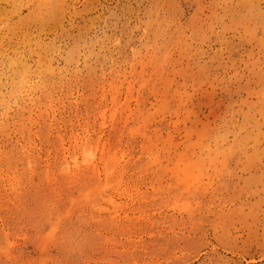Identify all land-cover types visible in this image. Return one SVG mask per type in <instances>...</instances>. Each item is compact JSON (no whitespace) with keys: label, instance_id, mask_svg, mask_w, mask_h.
<instances>
[{"label":"rangeland","instance_id":"obj_1","mask_svg":"<svg viewBox=\"0 0 264 264\" xmlns=\"http://www.w3.org/2000/svg\"><path fill=\"white\" fill-rule=\"evenodd\" d=\"M0 174V264H264V0H0Z\"/></svg>","mask_w":264,"mask_h":264},{"label":"bare ground","instance_id":"obj_2","mask_svg":"<svg viewBox=\"0 0 264 264\" xmlns=\"http://www.w3.org/2000/svg\"><path fill=\"white\" fill-rule=\"evenodd\" d=\"M101 24V23H100ZM34 33V32H33ZM111 44V43H110ZM8 46V45H7ZM37 61V60H36ZM66 65V64H65ZM72 65H70L71 67ZM67 67V66H66ZM19 78V77H18ZM3 79V78H2ZM24 96V95H23ZM34 96V95H33ZM32 99V98H31ZM11 101V100H10ZM20 101V100H19ZM36 105V104H35ZM90 106V105H89ZM4 108V107H3ZM88 110V109H87ZM83 111V110H82ZM79 112V111H78ZM96 115V114H95ZM96 117V116H95ZM99 132V131H98ZM98 134V133H97ZM118 135V134H117ZM95 135H93L94 138ZM90 139V138H89ZM103 139V138H102ZM84 140V139H83ZM82 140V141H83ZM106 140V139H104ZM65 141V140H64ZM79 141V140H78ZM77 141V142H78ZM96 141V140H95ZM111 141V140H110ZM113 141V140H112ZM13 142V141H12ZM73 142V141H72ZM71 142V143H72ZM118 143L117 141H115ZM92 143V142H91ZM90 143V140H87V142L82 143L79 145V153L78 150L75 152L77 154L82 155L83 162L85 164L84 167H81V163L78 162V159L81 157L80 155H76L74 158L75 160V166L71 171H68V176H70V184L77 189V192L79 195L77 197H71L70 200L73 204V206H76L77 208H87L92 207L95 208L97 205V202L100 201V198L103 197L102 193L105 189H107L109 186H113V183L116 181V178L121 171L117 169L118 163L120 162L118 156V151H113L107 148V145L102 148H99L100 150V156H98V145L93 146ZM111 144V143H110ZM115 144V143H113ZM10 145V144H9ZM19 145V144H18ZM101 145V144H100ZM123 145V144H122ZM111 146V145H110ZM55 147V146H54ZM101 147V146H100ZM110 148V147H109ZM121 148V147H120ZM36 149V148H35ZM76 149V148H75ZM35 153V152H34ZM72 153V152H71ZM128 155V154H127ZM131 157V156H130ZM100 159L103 162V168L100 169L97 164H95L96 159ZM58 159V158H57ZM46 160V159H45ZM32 162V161H31ZM41 163V162H40ZM130 163V162H129ZM17 164V163H16ZM101 164V163H100ZM38 165V164H37ZM53 165V164H52ZM56 165V164H55ZM132 165V164H131ZM135 165V164H134ZM43 166V165H42ZM100 166V165H99ZM130 166V164H129ZM71 167V165H70ZM32 168V167H31ZM40 168V167H39ZM68 167L65 168V170H62V174L66 172ZM37 169V168H36ZM38 170V169H37ZM134 170V169H133ZM11 172V171H10ZM133 172V171H132ZM138 172V171H137ZM13 173V172H12ZM128 173V172H127ZM134 173V172H133ZM44 174V173H43ZM104 174L106 176V182L103 184L99 183V177L100 175ZM135 174V173H134ZM1 175V174H0ZM59 175V174H58ZM129 175V174H128ZM16 176V175H15ZM132 176V174H131ZM101 178V177H100ZM129 178V177H128ZM123 180V179H122ZM128 180V179H127ZM25 181V180H24ZM57 181V180H56ZM129 181V180H128ZM136 181V179H135ZM34 182V180H33ZM32 182V183H33ZM2 183V182H1ZM5 183V182H4ZM122 183V182H121ZM130 183H132L130 181ZM22 184V178L20 176H17L15 179V182L12 183V189H18V187H21ZM125 185V184H123ZM133 185V184H132ZM4 186V185H3ZM129 187V186H127ZM121 188V187H120ZM1 189V188H0ZM45 189V188H44ZM73 189V188H72ZM136 189V188H135ZM1 192V191H0ZM73 192V191H72ZM117 192V191H116ZM115 192V193H116ZM51 194V193H50ZM72 194V193H71ZM121 194V193H120ZM148 194V193H146ZM1 195V194H0ZM10 196V195H9ZM116 196V195H115ZM146 196V195H145ZM149 196V195H148ZM7 197V196H6ZM30 198V197H29ZM134 198V197H133ZM144 198V197H143ZM65 199V198H64ZM2 201V200H1ZM112 201V200H111ZM150 202V201H149ZM118 203V202H117ZM121 203V202H120ZM135 203V202H134ZM140 203V202H139ZM151 203V202H150ZM149 203V204H150ZM129 204V203H128ZM136 204V203H135ZM148 204V205H149ZM157 204V203H156ZM109 205V204H108ZM143 205V204H142ZM141 205V206H142ZM151 205V204H150ZM101 206V205H100ZM139 206V207H141ZM145 208V205H143ZM62 208V207H61ZM60 208V209H61ZM13 209V208H12ZM59 209V210H60ZM129 209V208H128ZM78 212V210H77ZM129 213V212H128ZM54 214V213H53ZM52 214V215H53ZM61 214V213H60ZM146 214V212H145ZM55 215V214H54ZM75 216V214H74ZM51 218V217H50ZM54 218V217H53ZM123 219V218H122ZM132 219V218H131ZM136 219V218H135ZM134 219V220H135ZM140 219V218H139ZM142 219V218H141ZM147 219V218H146ZM149 219V217H148ZM87 220V219H86ZM151 220V219H150ZM75 221V220H74ZM120 221V220H119ZM145 222V220H143ZM147 221V220H146ZM153 221V220H152ZM53 222V221H52ZM118 222V221H117ZM130 222V221H129ZM133 222V221H132ZM140 222V221H139ZM143 222V223H144ZM149 222V220H148ZM122 223V222H121ZM134 223V222H133ZM147 223V222H146ZM18 224V223H17ZM137 224V223H136ZM139 224V223H138ZM51 225V224H50ZM128 225V224H127ZM132 225V224H131ZM135 225V224H134ZM144 225V224H143ZM156 225V224H155ZM126 226V225H125ZM142 226V225H141ZM150 226V225H148ZM146 226V227H148ZM49 227V225L47 226ZM127 227V226H126ZM136 227V225H135ZM134 228V227H133ZM132 228V229H133ZM43 230V229H42ZM138 230V229H137ZM128 231V230H127ZM133 232V231H132Z\"/></svg>","mask_w":264,"mask_h":264}]
</instances>
